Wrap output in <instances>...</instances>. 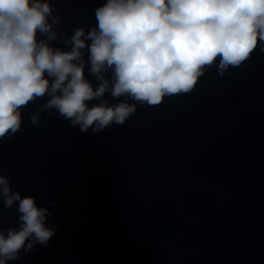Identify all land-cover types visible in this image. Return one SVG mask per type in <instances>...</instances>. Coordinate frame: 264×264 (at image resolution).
Here are the masks:
<instances>
[{
	"label": "clouds",
	"instance_id": "clouds-1",
	"mask_svg": "<svg viewBox=\"0 0 264 264\" xmlns=\"http://www.w3.org/2000/svg\"><path fill=\"white\" fill-rule=\"evenodd\" d=\"M94 14L96 26L75 29L66 51L53 45L62 20L49 0H0V139L21 131L23 108L44 97L32 125L37 113L53 109L82 132L123 125L137 110L129 100L157 106L190 93L207 68L215 64L223 76L264 42V0H106ZM87 64L98 87L85 76ZM106 93L126 99L109 104L101 99ZM93 100L100 102L89 107ZM0 198L20 214L18 227L0 229V264H8L21 250L47 245L55 228L46 221L54 214L14 191L4 175Z\"/></svg>",
	"mask_w": 264,
	"mask_h": 264
}]
</instances>
